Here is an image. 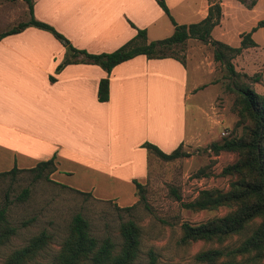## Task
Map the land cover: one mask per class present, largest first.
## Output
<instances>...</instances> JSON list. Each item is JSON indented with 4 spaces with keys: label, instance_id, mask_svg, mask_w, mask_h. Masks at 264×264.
I'll list each match as a JSON object with an SVG mask.
<instances>
[{
    "label": "crops",
    "instance_id": "0c3cea01",
    "mask_svg": "<svg viewBox=\"0 0 264 264\" xmlns=\"http://www.w3.org/2000/svg\"><path fill=\"white\" fill-rule=\"evenodd\" d=\"M259 2L242 12H252ZM165 3L170 14L180 6L195 16L193 22L206 15V0ZM161 14L165 15L154 0H32L34 19L51 25L74 47L89 53L110 52L127 41L135 33L129 23L143 28L147 40L148 29L157 26ZM239 17L233 32L239 28ZM28 18L23 0H0V33ZM217 29V25L211 29V38L231 46H237L239 34L246 32L240 28L229 41L230 36ZM253 48L257 46L236 56ZM63 53L49 32L34 26L0 38V172L13 166L30 168L54 155L51 180L125 206L113 196L122 195L123 200L126 193L133 194L132 179L144 181L147 158L141 142L169 152L198 135L195 126L186 125L183 107L198 84L194 72L199 57L189 70L187 52L186 66L172 58L143 55L122 61L107 76L108 99L98 102L97 82L105 72L97 65L73 63L55 73ZM159 87L176 93V110L161 103Z\"/></svg>",
    "mask_w": 264,
    "mask_h": 264
},
{
    "label": "rangeland",
    "instance_id": "374dc122",
    "mask_svg": "<svg viewBox=\"0 0 264 264\" xmlns=\"http://www.w3.org/2000/svg\"><path fill=\"white\" fill-rule=\"evenodd\" d=\"M219 4L221 16L217 24L219 27L217 33L230 36L229 41L239 33L240 28L241 31H247L251 24L255 25L258 20L264 19V0H260L252 12H242L246 7L237 0H220ZM240 11L242 13L238 15ZM171 15L177 23L195 21V16L180 6L172 8ZM237 15L240 16L239 28L233 32L232 27L236 23ZM155 25H157L155 28L148 29L147 40L160 39L171 33L172 26L165 15L161 14ZM252 35L257 48L234 57L231 62L236 71L244 72L248 77L257 75L255 81L249 78L241 80L247 82L256 93L264 94V27L257 28ZM186 52L188 70L196 57L200 60L194 72L198 84L191 90L193 95L186 99L183 107L186 125L188 128L191 125L195 126L198 135L194 141L182 145L186 156L171 161H162L154 155L148 156L146 177L141 183L145 205L141 201H136L138 197L134 191L133 194L126 193L123 200L122 195L113 196L125 206L131 205L129 203H132L135 197L133 207L124 210L118 209L116 203L111 200L86 197L72 189L62 187L51 180L50 175L51 181L44 179L33 181L29 172H19L15 177H2L0 206L5 200L8 202L7 220L16 231L0 246V264L11 251L26 244L31 236L40 231L48 234V242L26 264H55L54 256L63 237L67 235L71 216L75 213H80L87 220L91 236L98 241L108 238L115 250L121 243L120 224L126 220L134 221L139 228V242L136 256L130 264H148L150 260L152 264H202L195 259L198 252L211 248L229 250L250 234L257 221L221 243L212 240L181 241L183 222L196 225L229 211L228 207L193 211L182 207L181 202L194 199L204 189L228 188L232 177L222 176L219 172L224 165L233 162L237 155L227 151L213 154L208 144L219 141L222 137L239 136L243 131L241 125L234 126L237 120L233 108L235 96L226 90V84L229 83L227 72L213 61L211 46L208 43L187 39L183 51L184 58ZM176 54L179 56L180 52ZM184 65L186 66V63ZM188 74H192L191 70ZM157 93L162 99L161 103H165L172 110L177 109L176 93H171L165 87L157 88ZM193 103L199 110L194 108ZM200 169L201 172L198 171ZM170 187L178 192L179 200L174 199L169 191ZM25 188L28 190L27 196L24 200H18L17 197ZM225 261L237 264H263L262 261L253 258L252 253L231 258L222 256L211 264H221Z\"/></svg>",
    "mask_w": 264,
    "mask_h": 264
},
{
    "label": "trees",
    "instance_id": "16d2710c",
    "mask_svg": "<svg viewBox=\"0 0 264 264\" xmlns=\"http://www.w3.org/2000/svg\"><path fill=\"white\" fill-rule=\"evenodd\" d=\"M27 6L29 18L25 22H19L14 27L0 33V38L16 33L27 26L49 32L54 39L64 48L62 60L55 66L54 72H59L63 66L73 63L97 65L105 72L97 82L96 100L103 102L108 99V74L113 66L130 59L136 55H143L147 59L172 58L182 66L185 64L184 45L187 39H195L202 43H208L212 50V59L221 65L227 72L229 83L226 90L234 94L233 108L237 115L234 126L241 125L243 129L239 136L230 135L220 138L208 144L213 154L220 151L232 152L236 159L224 165L220 175L231 176L226 190L204 189L198 195L187 202H181V206L193 211L210 210L217 207H228L229 211L222 216L213 217L196 225L186 222L181 224V241H215L221 243L229 237L241 233L249 224L257 221L250 234L244 237L235 247L224 249L211 248L198 252L195 259L202 264H211L216 259L227 256L252 253L253 258L264 264V94L256 93L247 82L241 78L257 80V75L248 77L244 72H238L233 68L231 60L240 52L255 46L251 34L259 27L264 26V19L258 20L248 31L239 34L237 46H231L210 37L211 29L218 24L221 9L220 0H207L206 15L196 22L176 23L165 3V0H154L161 11L166 15L173 26L172 32L163 38L146 40L145 30L139 29L129 23L135 29L134 35L120 46L110 52L89 53L84 49L74 47L70 41L51 25L36 20L32 16V0H23ZM246 8H251L256 0H237ZM176 52H180L178 56ZM54 81L53 76H49ZM144 148L146 158L154 155L162 161L186 156L179 143L169 152L161 151L156 145L143 141L139 145ZM55 170L54 155L46 160L35 163L34 166L19 169L15 166L0 172V178L15 177L19 172H29L33 181L49 179L50 173ZM201 172V169L198 170ZM134 194L145 205L143 184L135 179ZM59 184V183H58ZM62 187L72 189L86 197L89 192H82L65 185ZM175 200H179V194L175 188H169ZM28 194L27 188L23 189L18 200H24ZM92 197V196H91ZM8 202L5 200L0 206V246L15 234L16 228L7 220L6 210ZM118 209L128 210L133 204ZM120 247L115 250L113 243L108 238L97 240L89 234L87 220L80 214L71 216L67 235L63 237L59 250L54 256L55 264H130L136 256L138 248L139 228L132 220H126L119 226ZM49 236L44 231L31 236L23 246L11 251L1 264H26L35 253L42 249L48 242ZM148 264H152V260ZM221 264H237L225 261Z\"/></svg>",
    "mask_w": 264,
    "mask_h": 264
}]
</instances>
